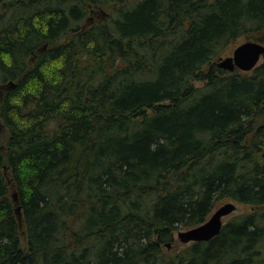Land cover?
I'll return each mask as SVG.
<instances>
[{"label": "trees", "instance_id": "trees-1", "mask_svg": "<svg viewBox=\"0 0 264 264\" xmlns=\"http://www.w3.org/2000/svg\"><path fill=\"white\" fill-rule=\"evenodd\" d=\"M262 32L264 0H0V264H264V212L163 251L264 206V62L214 61Z\"/></svg>", "mask_w": 264, "mask_h": 264}, {"label": "water", "instance_id": "water-1", "mask_svg": "<svg viewBox=\"0 0 264 264\" xmlns=\"http://www.w3.org/2000/svg\"><path fill=\"white\" fill-rule=\"evenodd\" d=\"M45 47L46 46H44L43 49H45ZM263 57L264 44L257 41H245L233 50L231 56L220 58L216 66L227 72H233L235 70L249 72L259 65V61ZM7 88L13 89L15 88V84L9 82ZM12 195L13 198H16L15 193ZM235 210L236 205L233 202L223 203L209 215L205 222L185 230H179L177 232L179 242L183 244H192L195 242L209 241L220 233L224 226L223 220ZM17 214H19L18 209ZM165 247L170 248L171 244L166 243Z\"/></svg>", "mask_w": 264, "mask_h": 264}, {"label": "rangeland", "instance_id": "rangeland-1", "mask_svg": "<svg viewBox=\"0 0 264 264\" xmlns=\"http://www.w3.org/2000/svg\"><path fill=\"white\" fill-rule=\"evenodd\" d=\"M245 41H257L259 43L264 44V32L260 33V34H247L245 36L240 37L237 40L232 41L225 49L224 51L221 53V55L219 57H217L214 61L218 62V60L220 58H225L227 56H231L233 50L240 45L241 43L245 42ZM264 62V57L260 59L259 64ZM205 69H207V67H205ZM251 71L249 72H241L242 74H249ZM204 84V82L201 81H197L194 82V85L196 87H202ZM226 202H233L236 205V210L229 215L228 217H226L223 220V223L226 224L233 216H237V215H241V214H246V213H250V212H264V206H252V205H248V204H243V203H238L235 202L233 200H222L217 202L214 207H213V211L218 208L219 206H221L223 203ZM180 230H185L180 229ZM190 244H183L181 242H179L178 238H177V232H175L173 234V242L171 244L170 248L165 247V245L163 246V251L165 254L169 255V256H173L175 253L180 252L182 249H184L185 247H188Z\"/></svg>", "mask_w": 264, "mask_h": 264}]
</instances>
